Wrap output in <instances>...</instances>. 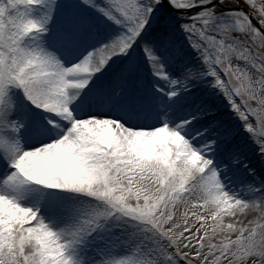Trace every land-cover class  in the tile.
Wrapping results in <instances>:
<instances>
[{
    "label": "snow or ice",
    "instance_id": "6c2138e0",
    "mask_svg": "<svg viewBox=\"0 0 264 264\" xmlns=\"http://www.w3.org/2000/svg\"><path fill=\"white\" fill-rule=\"evenodd\" d=\"M262 25V0H0V264H173L177 232L179 264H199L203 220L183 205L233 189L237 161L192 89L222 96L264 154L232 63L264 51Z\"/></svg>",
    "mask_w": 264,
    "mask_h": 264
},
{
    "label": "clouds",
    "instance_id": "9594fccd",
    "mask_svg": "<svg viewBox=\"0 0 264 264\" xmlns=\"http://www.w3.org/2000/svg\"><path fill=\"white\" fill-rule=\"evenodd\" d=\"M260 43L257 40L256 52H245L241 57L242 66L236 61L232 63L239 68L240 75L235 83L240 88L242 99H256L260 114L264 116V68L258 67L254 59L259 53V62H264ZM260 189H264V183L260 188L246 189L243 193L239 189L209 191L198 188L192 199L186 198L181 215L191 213L195 221L203 220L199 229L202 232L201 247L195 257L199 264H264V191ZM119 194L130 206L133 201L138 204L145 195L135 186L120 190ZM181 234H173L175 250L169 253L173 264H179V259L186 256L181 252Z\"/></svg>",
    "mask_w": 264,
    "mask_h": 264
},
{
    "label": "bare ground",
    "instance_id": "6f19581e",
    "mask_svg": "<svg viewBox=\"0 0 264 264\" xmlns=\"http://www.w3.org/2000/svg\"><path fill=\"white\" fill-rule=\"evenodd\" d=\"M203 88H204V90H209V87H207L206 85H204ZM193 91H195V89H193ZM210 94L213 97V101L215 102V105L223 111L222 113H224L225 116H229L230 117L231 116V112L227 110V107L225 106L226 105L225 100L222 103H220L218 96H215L213 94V92L210 93ZM232 122H234L238 126L240 125V122L237 120L236 117H234L232 119ZM251 147H256V145L251 142ZM231 158H234L237 161V163L230 170L229 179H228V181H226L229 184V187H231L233 189H237V188H239L241 183H244V182L254 183V179L252 180V178H250L248 174L242 173V171H241L242 170V166H240L241 165V160H240V156L238 154L237 145L232 146ZM254 160H256L255 163H258V166H261L263 164L261 159H260V156H256L255 155V159ZM260 162H261V164H260ZM262 172H263V174L262 173L261 174L264 176V169H263ZM240 174H241L240 177L235 178L236 176H239ZM246 177H248L247 180H243Z\"/></svg>",
    "mask_w": 264,
    "mask_h": 264
},
{
    "label": "rangeland",
    "instance_id": "374dc122",
    "mask_svg": "<svg viewBox=\"0 0 264 264\" xmlns=\"http://www.w3.org/2000/svg\"><path fill=\"white\" fill-rule=\"evenodd\" d=\"M238 63H239L241 66H242V64H243L242 61H240V62H238ZM223 78H224L225 80H227V76H224ZM196 94H197V93H196ZM194 95H195V94H194ZM233 97H234V99H236V101L238 102V104L241 106L242 110H244V111L247 112V108L244 107V105H243V101L241 100V98L238 97V96H235V93H233ZM199 99H202V100H203V97L201 96ZM250 103H254V104H255V106H253V105L251 104L252 107H254V108H255V107H258V105L256 104L255 101H251ZM251 120H252V122H255V117H254V116L251 117ZM241 159H243V157H242ZM247 164H248V162H247ZM244 166H245V164H244ZM250 171H252V169H247V168H246V173L248 172L249 175H250ZM250 176H252V175H250ZM255 176H256V175H255ZM255 176H253V177H255ZM254 183H255V182H254ZM257 183H258V182H257ZM79 198L82 199V200H86V199H87L86 197H79ZM87 251L89 252V254H90L91 256H94L95 259L99 260L101 256L108 257L109 255H111L112 252H113V249H112V247H111L110 245H103V244H101V245H96V246H89L88 249H87ZM79 255H80L81 257H83V252H80Z\"/></svg>",
    "mask_w": 264,
    "mask_h": 264
}]
</instances>
